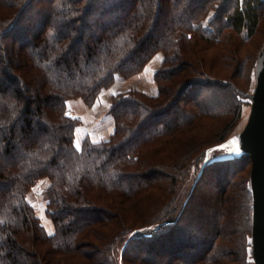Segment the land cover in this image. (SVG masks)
<instances>
[{
	"label": "trees",
	"instance_id": "trees-1",
	"mask_svg": "<svg viewBox=\"0 0 264 264\" xmlns=\"http://www.w3.org/2000/svg\"><path fill=\"white\" fill-rule=\"evenodd\" d=\"M30 6L37 23L25 34L19 20L28 18ZM262 24L264 0H0V39L10 40L5 50L0 46V264H66V258H84L86 252H107L104 263L117 264L116 240L144 230L150 232L138 237L147 242L175 230L180 237L174 242L168 235L170 248L156 241L161 251L147 247L142 260L149 263L160 264L162 259L153 258L168 253L180 258L164 264H223L219 258L238 257L253 264L249 177L243 185L247 217L241 255L222 252L227 240L222 215L206 214L207 203L194 195L209 169L243 161L250 171L247 156L207 163L205 156L220 151L214 148L228 137L221 134L210 144L202 136L216 130V118L226 119L217 127L221 132L240 118L255 64L245 46L261 34ZM158 53L155 94L135 88L116 92L110 97L112 133L77 144L81 120L68 112L67 102L92 106L102 91L119 78L138 75ZM170 145L178 152L174 164L188 160L183 155L192 151L196 158L194 183L178 203L175 190L158 194L162 178L173 188L179 174L178 165L169 167L160 157ZM42 180L48 181L52 235L28 199L30 188ZM217 190L221 194L224 188ZM128 209L134 211L131 219L124 218ZM202 220L210 222V231L200 230ZM125 253L121 264H142L137 254L134 259ZM51 256L57 260L49 261Z\"/></svg>",
	"mask_w": 264,
	"mask_h": 264
},
{
	"label": "rangeland",
	"instance_id": "rangeland-1",
	"mask_svg": "<svg viewBox=\"0 0 264 264\" xmlns=\"http://www.w3.org/2000/svg\"><path fill=\"white\" fill-rule=\"evenodd\" d=\"M34 5V4H33ZM34 8L30 6L29 9H27L26 11V15H29L28 18H21L19 20L20 23L23 24L24 26V33L25 34H30L33 29L35 28V24L37 23V16L34 13ZM262 28H260V30L262 31L261 34H259L258 32L254 34L253 37H251L250 41L252 42L250 45V42L245 46L247 48V54L248 57L250 56V58L253 59L254 63L256 62L257 56L259 51L261 50L260 48H262L263 44L262 41L264 39V24H262ZM26 27V28H25ZM13 31V30H12ZM11 31V32H12ZM9 37H7V35L5 37H3L2 39H0V46H2L5 50V48H7L9 45ZM8 42V44H7ZM7 46H6V44ZM262 45V46H261ZM27 49V48H25ZM260 49V50H259ZM0 51H2V48L0 49ZM162 58L161 53H158L152 60H150V62L145 66V68L138 74L141 75L139 78L137 76H135V78H131V79H121L119 78L115 83H114V88L119 89V88H123L124 90H128L130 88H136V87H143L148 85V82L150 81L152 88L155 86V83L153 82L152 79V73L155 69H157L158 65H159V61ZM255 65V64H254ZM254 71V70H253ZM149 80V81H148ZM148 81V82H147ZM245 85V84H244ZM254 86V76L252 74V79L251 81L248 82V85H246V93H251L252 89ZM245 86H243L244 88ZM156 89V87H155ZM123 90V89H122ZM119 92V91H117ZM151 93V91H148ZM116 91H113L110 95V97L115 94ZM147 93V92H146ZM148 93V94H150ZM109 97V98H110ZM98 99V98H97ZM81 101V100H80ZM71 102V107L69 106ZM72 103L73 100H70L67 102V110L68 112L74 116L79 118L80 121V125L77 126L76 129V133H75V137H76V143L79 144L82 140V133L81 131H84V128L88 127V125L92 126V123L87 121L89 115L91 116V114H93L92 112L88 111L87 113V117H85L84 115H82L80 112H75L74 108L72 107ZM85 105V104H84ZM87 106V105H85ZM227 106V105H226ZM224 106V107H226ZM109 108H110V100L107 102V104L104 107H100L97 111V114L101 113L99 116H97L96 120L98 121L97 126H99L100 124V135H101V139L105 140L106 138L109 137V135L112 133L111 130V126H110V118L107 116L109 113ZM248 111H249V98L245 99V102L243 104L242 110H241V115L240 118L237 119V121H235L232 125L229 126V129L227 132H221L219 131L220 127L222 125L219 126L220 122L225 121L226 119L224 118H216L212 123H216L217 127H214V129H216L215 131H211L208 132L206 134H204L202 136V138L204 139V141H208L207 143L210 142H218V140L220 139L219 137L221 136V134H223L224 137H231L237 133H239L245 122H246V118L248 115ZM94 116V115H93ZM86 126V127H85ZM94 126V125H93ZM92 126V129H93ZM114 127V124H113ZM112 127V128H113ZM87 129V128H86ZM84 133V132H83ZM107 135V137H105ZM46 136H48L46 134ZM100 138H97L95 141H99L101 140ZM211 144V143H210ZM166 149L162 150V153L160 155V157H163V160H165L166 163L170 164L169 167H173L174 165H178V167L176 168L178 173L176 175L177 180L174 183V187L171 188L168 186L169 183V179L167 178H162V185L160 184L159 188H161V186L163 187V191H156L153 194H157L161 196H167L170 193H172L173 190H175L173 192L174 194V199H177L176 203H178L180 201V199H183L184 197V190L187 191L189 189V187L194 183V176H195V171H194V167L192 165L196 164V161L194 159V154L195 151L191 153V155L185 154L183 155V157H186L185 162L183 163H176L175 157L176 155H178L177 152V148L176 146H166ZM169 153H171L169 155ZM175 153V154H174ZM175 156V157H174ZM234 157H232L227 150H220V151H214L213 153H208L204 160L207 161V163H212V162H216V161H226V160H230ZM190 161V162H189ZM163 162V161H162ZM191 164V167L188 168V165ZM189 163V164H188ZM241 168V171L239 172L238 169ZM185 169V170H183ZM219 169V170H218ZM216 170L218 171H213L210 170L207 171V173H204V175L202 176L200 182L196 185V191H195V195L197 197H203L201 200H199L202 204H206V206L209 208L208 210L204 211L206 214H209V211L212 210L215 212V214H218L219 216L222 215V217L220 218V225L221 227V233L224 235V237L227 238V245H226V241L223 243L222 240H219V242L223 243L224 245H221L222 247L220 248L223 251H230V250H234L235 254H239L241 255L240 252V241L241 239L239 238L241 236V234H243L245 232V219L247 217V210H246V202L243 198V185H244V181L247 179V177H249V174L247 175V172L249 171V165L243 161L239 162L238 165H232V164H227L226 166H222L220 168H218ZM234 172L235 174L233 176H229L230 173ZM237 172V173H236ZM229 173V174H228ZM250 173V171H249ZM227 174V175H226ZM224 175V176H223ZM175 177V176H174ZM225 179L227 180V183L225 184ZM224 183V184H223ZM48 181L47 180H42L39 181L37 183H35L31 188H30V192H29V202L32 205L35 215L38 217L40 224L43 226L45 232L48 235H52L54 233V226L51 222V220L49 219V217L46 214V203H45V189L47 187ZM223 187L224 191L219 194V188ZM172 190V191H171ZM213 193V194H212ZM208 194L215 196L216 197L213 199V201L207 200L206 196ZM156 197V196H155ZM124 218L125 219H131V217H134V211H132L131 209H128V211H124ZM213 212V213H214ZM211 213V215L213 214ZM100 217V215H98ZM183 224V221L179 223V226H181ZM210 222H206L204 220L201 221V224L199 225L201 231H205L208 232L210 231L208 226H209ZM162 228V226L159 227H155V226H150L148 227V230L151 231H159ZM178 228V227H177ZM176 231V230H175ZM173 231V233L169 234L167 233L162 238V236L160 234H154V239L153 241H149L147 242L146 240H144L143 238H139L138 235L140 234H144V233H149L150 231H146L144 230V232L142 231L140 234L137 235H133V233H130V235H124L123 238H118L116 240V243H114L113 246V260H116L117 264H121V254L122 252H126L125 255L130 256L132 253L134 256L133 258L135 259V254H137V258L138 260H141L142 264H157L156 262H147V261H143L142 259H146L147 257H145V254L142 253L143 251L146 250L147 247L151 248L153 252H157L158 249L161 251L160 247L157 246L158 243H156V241H161L160 243L166 248H170L171 246L174 245V243L172 241L168 240V235H171V239H174L173 241L175 242L176 239H179V233ZM202 231V232H203ZM156 233V232H153ZM130 236H132V240L128 239L130 238ZM250 238V236H249ZM240 239V240H239ZM127 241H129L128 243H126ZM109 247V246H108ZM159 247V248H158ZM158 248V249H157ZM154 249V250H153ZM225 249V250H224ZM108 250V249H107ZM185 251H189V250H185ZM191 251V250H190ZM141 252V253H140ZM152 252V253H153ZM92 252L87 253L84 255V258L81 257H74L72 259H67L63 260L66 261V264H80V263H87V264H106L104 263V261L106 260L105 258H107V252L102 255L99 252V255L96 253ZM183 254H185V252H182ZM182 254V255H183ZM94 255V256H93ZM158 254H154L153 256ZM166 257V258H165ZM165 257H157V258H153L155 260L152 261H158V258H160L159 260L162 259V261H160V264H164L165 260L167 261L168 258L172 259H176V258H180V257H174L172 254H168L165 253ZM57 257L55 256H51L49 257V261L51 259H53L52 261L57 260ZM220 261H222L223 264H242V259L241 258H237V260L235 261H230L227 258H219ZM145 262V263H144ZM147 262V263H146ZM51 264V263H50ZM52 264H54L52 262ZM65 264V263H64ZM130 264V263H128Z\"/></svg>",
	"mask_w": 264,
	"mask_h": 264
},
{
	"label": "water",
	"instance_id": "water-1",
	"mask_svg": "<svg viewBox=\"0 0 264 264\" xmlns=\"http://www.w3.org/2000/svg\"><path fill=\"white\" fill-rule=\"evenodd\" d=\"M253 76L249 111L242 130L214 149H226L234 158H249L250 253L253 264H264V44L258 53Z\"/></svg>",
	"mask_w": 264,
	"mask_h": 264
},
{
	"label": "crops",
	"instance_id": "crops-1",
	"mask_svg": "<svg viewBox=\"0 0 264 264\" xmlns=\"http://www.w3.org/2000/svg\"><path fill=\"white\" fill-rule=\"evenodd\" d=\"M154 71H153V73H154ZM153 73H152V77H153ZM136 76L139 78L141 75H136ZM133 78H135V76ZM122 89L121 88L116 89V88H114V85H112L110 88H108V89H106V90H104V91H102L100 93V95L98 96V99H96V101L94 102V104H92V106H85L82 101H80V100H73L72 107L74 108V111L75 112L78 111L82 115H84L85 117H87V114H85V113H87L88 111H90V112L93 113V114H91V116L89 115V117L87 119V121H89V122L92 123V126L94 125L93 126V129H92V126H90V125H88V127L85 126L87 129L84 128V131H81V133L83 135L82 140L85 137H87V136L90 137L93 141H95L97 138H100L101 139V135H100V125L101 124L99 126L95 125L98 122L96 120L97 116H99L101 114V113L100 114L99 113L97 114V111L99 109V106L101 108L104 107L107 104V102L110 100L109 97H110L111 93L113 91H116V92L117 91H124V87ZM135 89L141 90V91H144V92H147V93H150L148 91H151L150 94H155V92H156L155 86L152 88V85H151L150 81L148 82V85L147 86H144L143 85L142 88L141 87H136ZM69 106L71 107V102H70ZM107 116L110 118V121H111L110 126H111V130H113V128H112L113 127L112 117L109 114ZM105 137H107V135Z\"/></svg>",
	"mask_w": 264,
	"mask_h": 264
}]
</instances>
